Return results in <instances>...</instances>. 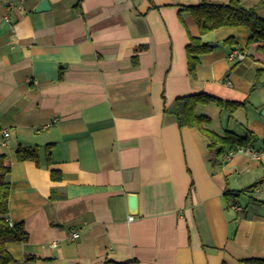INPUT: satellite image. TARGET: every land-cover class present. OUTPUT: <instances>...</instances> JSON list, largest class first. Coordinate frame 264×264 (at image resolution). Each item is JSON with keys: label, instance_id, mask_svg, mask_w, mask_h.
<instances>
[{"label": "crops", "instance_id": "obj_1", "mask_svg": "<svg viewBox=\"0 0 264 264\" xmlns=\"http://www.w3.org/2000/svg\"><path fill=\"white\" fill-rule=\"evenodd\" d=\"M203 1L230 0H0L7 220L27 233L6 245L14 264L264 260V56L246 27H221L201 37L214 47L191 77L186 46L199 31L181 8ZM238 1L264 18V0ZM234 49L243 60H228ZM198 93L244 103L257 159L214 157L200 130L165 113ZM240 109L198 104L195 114L222 136ZM19 147L38 162H18Z\"/></svg>", "mask_w": 264, "mask_h": 264}, {"label": "trees", "instance_id": "obj_2", "mask_svg": "<svg viewBox=\"0 0 264 264\" xmlns=\"http://www.w3.org/2000/svg\"><path fill=\"white\" fill-rule=\"evenodd\" d=\"M181 10L192 16L199 31V36L191 37L186 46L187 70L191 77L196 75L200 57L212 51L211 45L204 42L201 37L221 27H246L251 35L248 44H255L256 50L264 56V18L260 17L253 8H245L238 0H230L225 4L203 1L197 5L183 6ZM231 41L232 38H227L224 42L228 43ZM261 73L262 70L257 71L256 81L252 89H255L259 84ZM198 104H215L225 111L229 117H232L238 109L244 106L243 102L225 101L206 93H198L175 99L173 104L165 108L164 111L174 117L180 129L196 128L200 130L208 140V150L214 154V157L234 155L238 153V150H254L256 137L247 128H245L243 135L225 131L222 136L205 128V126L209 125L210 119L195 114V108ZM15 158L18 162L32 161L37 163L38 151L37 149L19 147ZM9 172L10 168L5 163V157L0 155V264H14V259L7 252L6 245L27 240V233L23 224L10 225L7 220L10 184L6 181V176ZM51 177L53 180H58L60 175L52 171ZM263 181L264 179L260 182L262 183ZM258 183L250 186L246 191L251 190ZM238 195V192H225L224 194L225 198L230 201H233ZM245 263L264 264V260L250 259L246 260ZM105 264L115 263L106 262Z\"/></svg>", "mask_w": 264, "mask_h": 264}, {"label": "built area", "instance_id": "obj_3", "mask_svg": "<svg viewBox=\"0 0 264 264\" xmlns=\"http://www.w3.org/2000/svg\"><path fill=\"white\" fill-rule=\"evenodd\" d=\"M244 57H245V53L244 52L234 49L228 55V60L231 61V62H239V61L243 60ZM8 137H9V132L8 131H4L3 132V138L6 139ZM242 152L247 153L249 156H251L253 158H256V159L258 158L257 152H255L252 149H249V150H238V153H242ZM232 156H233L232 154H229V155L226 156V158L229 159ZM262 188L264 189V184H263ZM128 220L131 221L132 220V216H129ZM9 224L12 225L10 222H9ZM77 237H78V233L76 231H74L71 234L70 239L74 240Z\"/></svg>", "mask_w": 264, "mask_h": 264}, {"label": "rangeland", "instance_id": "obj_4", "mask_svg": "<svg viewBox=\"0 0 264 264\" xmlns=\"http://www.w3.org/2000/svg\"><path fill=\"white\" fill-rule=\"evenodd\" d=\"M247 117H248V112L245 110V109H240L235 115H234V118H235V121L233 119L232 121V127L231 128L232 132H239V134H243V130H242V126H246V123H247ZM241 125V126H240ZM246 128V127H243V129ZM248 129V128H247ZM242 131V132H241ZM256 147L259 146V144L257 143L255 145Z\"/></svg>", "mask_w": 264, "mask_h": 264}, {"label": "water", "instance_id": "obj_5", "mask_svg": "<svg viewBox=\"0 0 264 264\" xmlns=\"http://www.w3.org/2000/svg\"><path fill=\"white\" fill-rule=\"evenodd\" d=\"M44 4L45 3H42V5H44ZM212 47H214V46L212 45ZM260 114H261V116L264 117V108L262 109ZM128 201H129V211H130V213H134L136 210V198H135V196H129Z\"/></svg>", "mask_w": 264, "mask_h": 264}]
</instances>
